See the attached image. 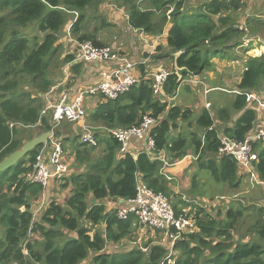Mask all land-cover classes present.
<instances>
[{
	"label": "trees",
	"instance_id": "obj_1",
	"mask_svg": "<svg viewBox=\"0 0 264 264\" xmlns=\"http://www.w3.org/2000/svg\"><path fill=\"white\" fill-rule=\"evenodd\" d=\"M115 1L127 9L130 31L141 30L159 37L169 30L167 44L171 52L166 58L182 52L173 60L177 67L188 69L193 76L212 71L213 59L233 58L231 52L242 44L245 36L232 16L245 5L239 0H211L196 8H190L188 0H139L143 7L138 0ZM104 2L0 0V163L24 145V130L37 126L40 134L53 130L50 118H41V113L46 94L56 85L50 64L58 51L59 34L70 13H79L71 28L77 42L106 46L97 40L96 34L84 31L85 12ZM34 22L45 35L41 42L35 38L32 43L20 34L21 28ZM256 25L257 28L264 25V20L257 21ZM73 58L72 54L67 56L64 64L71 63ZM163 59L161 54L154 55V60ZM85 65L71 67V82L77 84L76 90L83 86L78 82L82 81ZM143 68L140 65L138 70ZM168 70L170 77L163 84L162 95L155 94L146 74L117 100L101 97L96 108L87 114L88 124L98 129V147L81 143V135L74 139L69 153L74 160L73 169L46 191L58 186L62 190L71 188L64 205L50 201L42 208L43 188L25 177L33 170L45 145L36 148L16 166L0 172V264H162L163 261L164 264H264V208H257L258 217L251 225L249 236L236 237L235 224L254 207H243V201L239 200L236 207L232 199L226 200L224 207H203L213 204L214 198L196 197L200 205L181 198L175 201L178 194L172 195L174 183L167 179L165 163L159 159L166 153L169 164H174L192 151L196 162L192 165L195 172L191 189L198 186L199 191L197 174L208 172L220 187L240 190L250 175L233 158L220 153L222 141L215 119L216 115L224 120L232 111L242 112L234 128L225 130L227 139L242 141L256 129L259 114L247 102L246 95L264 94V54L249 58L238 86L240 95L231 108L222 109L216 115L210 109H203L197 117L190 108L175 106L169 110V99L177 96L181 82L174 66ZM20 77L28 79V90L35 94L28 90L20 92ZM184 79L188 76L184 75ZM146 115L158 120L151 129L155 141L152 155L145 151L137 156L132 152L122 154L118 140L102 134V128L138 127ZM54 137L58 138L56 130ZM254 150L258 152L254 173L264 183V146L255 144ZM139 182L166 196L177 216H189L195 223L196 228L174 244V254L168 259L169 241L164 246L148 249L127 245L128 238L140 227L137 218L129 216L122 220L118 216V204L112 208L107 204V201L126 203L134 199ZM201 191L200 194L206 195L204 189ZM109 244L122 246L108 249Z\"/></svg>",
	"mask_w": 264,
	"mask_h": 264
},
{
	"label": "built area",
	"instance_id": "obj_2",
	"mask_svg": "<svg viewBox=\"0 0 264 264\" xmlns=\"http://www.w3.org/2000/svg\"><path fill=\"white\" fill-rule=\"evenodd\" d=\"M246 2L247 0H239ZM70 13V12H69ZM72 13V12H71ZM70 13V14H71ZM170 13L168 20L170 21ZM79 17L78 13H72ZM69 24V30L76 21ZM141 35L145 33L141 30ZM76 43V51L73 53V60L68 63L64 71L63 84H67L72 77L71 67L79 64H110L101 72L98 83L89 86H82L75 89L74 95L65 91L55 102L51 100V95L57 90L52 88L45 96L47 105L44 107L41 118L49 117L53 125L51 131L55 135V130L63 123L77 124L83 122L87 116L86 102L90 98L100 96L106 100L114 101L124 96L132 90L141 81V76L136 73L140 66L136 62H131L126 57H121L119 49L112 46L97 47L92 42ZM169 68L163 67L157 72L148 74L147 79L152 81L155 94L162 95V87L170 77ZM70 90V89H69ZM71 91V90H70ZM239 94V93H238ZM247 102L255 107L258 112L264 115V101L256 94H247ZM209 107V105H207ZM158 122L157 119L148 115L143 117L138 127L130 129H107L102 128V134L112 136L121 144L120 152L126 154L130 152L132 140L144 142L145 152L152 155L155 149V141L151 137V129ZM15 125H10L13 128ZM98 129L92 126H85L80 141L92 148L99 145V138L96 135ZM222 147L220 153L233 158L243 169L249 173L251 180L258 185H263L255 173L253 164L258 160V152L254 150L255 144L264 146V123L253 130L244 140L227 139L220 137ZM48 162L45 161L44 150L38 155L36 163L31 172L25 177L28 181L40 185L43 189H48L53 182L63 179L69 172L70 168L65 162V153L62 143L54 136L49 141ZM151 153V154H150ZM137 156V155H136ZM165 166L168 165L166 158H159ZM118 216L125 220L129 216H135L140 227L164 233L171 240V246L167 259L174 254V244L181 239L183 234L192 232L196 227L193 220L186 215L177 216L173 209L171 201L164 195L155 193L147 185L139 182L137 194L134 199L127 201L124 205H118ZM164 264V261L163 263Z\"/></svg>",
	"mask_w": 264,
	"mask_h": 264
},
{
	"label": "crops",
	"instance_id": "obj_3",
	"mask_svg": "<svg viewBox=\"0 0 264 264\" xmlns=\"http://www.w3.org/2000/svg\"><path fill=\"white\" fill-rule=\"evenodd\" d=\"M208 1L211 0H188V4L190 5V8H196L197 6L203 5L204 2L206 3ZM250 3L252 4V1ZM126 13L128 12L126 11ZM120 17L122 18V16ZM126 18L128 19L127 15ZM104 23L110 25V23H113V21L111 20L109 21V23L103 22V25ZM125 25H127V27ZM104 27L109 28L106 27L105 25ZM122 27H124L127 33L130 34L129 39L123 38L121 44L119 45L120 47L117 44H112V45L116 46L128 60H130L131 62H136L144 67L142 71L137 69L136 73L138 75L143 76L146 74H152L157 72L159 69L163 67H167V68H173V66L175 67V61L173 59L178 58L180 56V53H177L175 55L172 54L171 58L164 57L163 60H154L155 54H159V55L161 54L165 56V54L168 55L169 52H171L167 44L169 30H166L164 34L159 37H153L147 34L141 35L140 32H138V35H134L135 31L133 32L130 31L127 20L125 24L124 21L118 22V24H116L115 29L122 30ZM99 38H101L102 42H105L107 40L105 35L103 34L99 35ZM62 41H64L65 44H67L66 42L67 40L65 38H63L62 40L61 38H59L58 44L61 45ZM252 41L256 42L253 39H248L247 41L244 40L239 47L235 48L231 52L233 58H226L224 60L213 59L212 63L214 65V68L212 71L202 73L201 75L194 78L188 77V79H184V81L181 83L179 87L177 96L174 98V100L176 101L175 106L192 109L195 112L196 117L203 109H210V111H212L216 115L222 109L231 108L237 95H239L238 93H240L238 90V86L242 81L244 72L246 70V63L248 62L249 58L261 56L262 54H264V47L262 45H260L259 48H256V51L253 50V48L249 49L250 47L253 46V45H248L249 42ZM75 42H77V40L74 38H72V40H68V44H71V47L69 48L71 51L68 54H66L64 57L69 56V54L73 55V53L76 51ZM155 50H157L156 53ZM254 51L258 52L259 54H256ZM108 66L111 65L110 64L99 65V66L95 64L85 65L83 74L81 76L82 81L78 82V85L89 86L98 83L100 80L101 72L105 69V67ZM63 81L64 79H62L54 87H52V88H57V90L51 95V100L54 102L65 91H69L71 95H74L77 84L71 82L72 80L70 79L67 84L62 85ZM90 99L91 100H88L89 102L87 101L88 103L86 102L87 114L91 113L99 103V100H97L96 98H90ZM260 99L264 101V95L260 96ZM171 100L173 99H169V101ZM46 105L47 103L45 101V106ZM207 105H209V107H207ZM89 110H91V112H89ZM241 114L242 112L239 113L232 111L230 117L224 120L219 119L218 116L216 115L215 128L219 131L220 137L223 138L226 137L225 130L229 128L230 129L234 128ZM258 114L259 115L257 120V127H259L264 123L263 113L258 112ZM195 121L196 118L194 117L192 121L193 128L195 127ZM85 125H88L86 123V118L84 119L83 122L77 124L65 123L60 125L56 129V132L58 134V138L56 139L62 143L64 153L66 152L64 158L70 169H73L74 167V163L72 160L73 158L69 156V153L74 145L73 141L76 138L79 139L80 135H82L84 131ZM185 126L186 124L181 126V128H184ZM177 132H180V130ZM49 147L50 145L48 144L47 148ZM145 148L146 146L144 142L133 140L131 142L130 152H132L133 155L136 156L138 153L144 151ZM43 150H44L43 153L45 155V161L48 162L49 150H47L46 147H44ZM191 154L192 151H189V154L185 159L176 162L174 164H168L164 169L167 179H169L174 183L172 185L174 191L177 190L176 180L178 178L184 175L185 177H189V176L192 177V175L195 172V169L192 166L193 163H191L193 160ZM67 156H69L68 158L70 159V161L72 160V162L69 161H68L69 163L67 162L66 160ZM162 158L164 159L166 158V160H168L166 153H164ZM187 162H189L188 166L185 165ZM185 166L186 168L182 169ZM200 178L202 179L203 177ZM207 181L209 184L212 183L211 180L207 179ZM200 191L201 188L199 189L198 192ZM175 193L179 194L177 191ZM47 194H49V192H47ZM184 200L186 199L184 198ZM198 200L199 199H197V201ZM107 204H110V206L112 205L111 206L112 208L115 207L116 204H118L120 207V205L122 206L125 203L124 202L110 203L109 201H107Z\"/></svg>",
	"mask_w": 264,
	"mask_h": 264
},
{
	"label": "rangeland",
	"instance_id": "obj_4",
	"mask_svg": "<svg viewBox=\"0 0 264 264\" xmlns=\"http://www.w3.org/2000/svg\"><path fill=\"white\" fill-rule=\"evenodd\" d=\"M251 1H252V4L250 3ZM137 3L141 7L144 6V4H142V2L139 0ZM126 11L127 9L119 5L115 0H106V2H104L99 7L90 8L87 10V12H85L86 22L84 24V31L87 33L89 31L90 34H96L97 40L106 46H112V44H117L119 46L123 38L129 39L130 37V34L127 33L124 27H122V30L115 29L116 24H118V22L124 21V24L126 23V20L128 22L126 15L127 17L129 16H128V13H126ZM120 16H122V18ZM232 16L234 19L236 18L237 21L240 22V23L238 22L236 23L237 26L243 31H245L244 32L245 36L243 38V41L244 40L247 41L248 39H253L256 41V42H253V41L249 42L248 45H253L249 49L253 48V50L256 51V48H259L260 45L264 47V25H259L258 28L256 25L257 21L264 20V0H247L245 2L244 7L242 8V11L234 15L232 14ZM74 19H76V16L71 13L68 17L67 24L65 25V27L61 30L59 34V38H61V40L65 38L67 40L66 41L67 44H65L64 41L61 42L62 43L61 45L58 44L57 54L51 60L50 74L55 77L54 79L55 84H57L59 81L64 79V76H65L64 70H65L66 64H64L63 61L66 57L64 56L71 51L69 49L71 47V44H68V40H72V38L76 39L75 37H73V35L71 34V31L69 30V24H71ZM255 19H257V21ZM111 20L113 21L114 24L110 23V25L112 26H109V28H105L103 25V21L109 23V21ZM125 26L127 27V25ZM20 31H21L20 34L22 36L27 37L32 43H34L33 40L35 38H37V40L41 42L42 38L45 36L44 34L39 32L37 22L36 23L34 22L33 24L29 25L26 28H21ZM102 34L105 35L107 39L105 42H102L101 38H99V35H102ZM134 35H138V32H134ZM8 40L9 39H7V41ZM255 53L259 54L258 52H255ZM166 55L167 54H165L164 57H166ZM257 57H260V56H257ZM28 88H29L28 79H25L24 77H20V85H19L20 92L27 91ZM28 92L35 94L33 90H28ZM95 98L99 101L101 100L100 96H97ZM87 103H86V107H87ZM89 112H91V110H89ZM87 120H88V117L86 116V123L88 124ZM85 126H91V125L88 124ZM23 133H24L22 135L23 144H25L26 142L38 137L41 131H39V127L37 126V127L26 129L23 131ZM40 135H43V134H40ZM41 152L42 150L40 151V153ZM191 156L193 157V154H191ZM66 160L67 162L68 161L72 162L73 159L70 161V159L67 156ZM195 162L196 160L193 157V160L191 163L194 164ZM73 163H74V160H73ZM185 165L188 166L189 162H187ZM186 166L183 167L182 169L186 168ZM197 176H198L200 188L206 191V195L200 194L198 192V186H195V188L191 189V186H192V182L190 181L191 177L190 176L185 177L184 175V176H181L182 178L180 177L176 180L177 190H175V192L177 191L179 194H178L177 200L176 199L174 200L179 201L180 198L181 199L185 198L187 201H192V203L195 205L196 204L200 205L198 203L199 200L197 202H194L195 200H197L196 197H204V199H208V198L215 199L213 204L208 203L206 206H203V207H210V206L224 207L225 205L224 202L229 199H232L233 201L232 203L237 207V200L243 201L244 203V205H242L243 207H254L255 209L254 208L250 209L247 212V214H245V217L243 219L238 220V222L235 224V236L237 237L238 235H241V236L248 237L250 234V230L252 228L251 225L255 223L258 217L257 208L258 209L260 207L264 208V187L258 185L254 180H251V178L249 177L250 179L248 181L247 180L245 182L243 181V185L241 186L240 190L232 191L226 187H220L218 184H216L208 172H199ZM200 177H203V178L201 179ZM207 179L211 180L212 183L209 184ZM43 190H44L43 191L44 193L41 197L43 198L42 203H41L42 208H44L46 204L49 203L50 201L57 202L58 204L64 205L65 201L71 194V188L62 190L61 187L59 188V186L54 187L52 190H50L49 194L46 193L48 189H43ZM175 192L174 191L172 192V195L174 197H175V194H174ZM171 200L173 199L171 198ZM246 201L250 202L251 204L247 203ZM253 204H256V205H253ZM199 207L204 211L209 210L208 208H203L202 206H199ZM36 210L37 209H35V211ZM128 239H130L128 244L124 242L125 244L131 247L138 246L142 249H146V248L148 249L154 245L164 246L167 244L168 241L171 242V240L168 239V237L164 233H161L159 231L156 232L154 230H151L145 227H137V230ZM110 246L112 247V249H119L121 248L122 245L109 244L108 249H110ZM83 264H91V263L88 262V263H83Z\"/></svg>",
	"mask_w": 264,
	"mask_h": 264
},
{
	"label": "water",
	"instance_id": "obj_5",
	"mask_svg": "<svg viewBox=\"0 0 264 264\" xmlns=\"http://www.w3.org/2000/svg\"><path fill=\"white\" fill-rule=\"evenodd\" d=\"M95 65L99 66L100 64H95ZM174 68H175L176 75L179 78V82H182L184 75H187L189 77H193V74L188 69L179 68V67H177L176 63H175ZM175 104H176V101L174 99L171 100L169 110L172 109L173 107H175ZM53 136L54 135L52 134V132H47V133H44L43 135H40V136L26 142L20 149L16 150L14 153H12L8 157H6L0 163V172H4V171L16 166L22 159H24L26 156H28L36 148H38L42 145H47ZM145 141H144V143H145ZM22 210H24V208Z\"/></svg>",
	"mask_w": 264,
	"mask_h": 264
},
{
	"label": "clouds",
	"instance_id": "obj_6",
	"mask_svg": "<svg viewBox=\"0 0 264 264\" xmlns=\"http://www.w3.org/2000/svg\"><path fill=\"white\" fill-rule=\"evenodd\" d=\"M179 53H180V55L182 54V52H179ZM174 69H175V68H174ZM188 77H189V76H188ZM194 77H197V76H193V77H191V78H194ZM183 81H184V80H183ZM183 81H182V82H183ZM182 82H181V83H182ZM239 95H240V93H239ZM173 99H174V98H173Z\"/></svg>",
	"mask_w": 264,
	"mask_h": 264
}]
</instances>
